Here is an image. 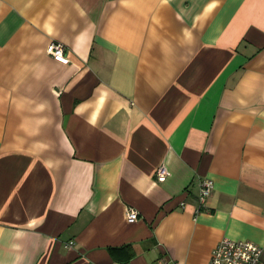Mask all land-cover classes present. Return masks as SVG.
Here are the masks:
<instances>
[{
    "label": "crops",
    "instance_id": "obj_1",
    "mask_svg": "<svg viewBox=\"0 0 264 264\" xmlns=\"http://www.w3.org/2000/svg\"><path fill=\"white\" fill-rule=\"evenodd\" d=\"M223 238L264 264V0H0V264H208Z\"/></svg>",
    "mask_w": 264,
    "mask_h": 264
},
{
    "label": "built area",
    "instance_id": "obj_2",
    "mask_svg": "<svg viewBox=\"0 0 264 264\" xmlns=\"http://www.w3.org/2000/svg\"><path fill=\"white\" fill-rule=\"evenodd\" d=\"M51 58L61 64L69 62L65 46L57 41H52L46 48ZM169 172L164 164L159 165L155 170V179L162 182ZM213 190L211 179L203 178L199 182L197 193V211L205 209V204ZM181 206L184 202L180 203ZM126 219L130 222L138 219L136 209L129 207L126 210ZM263 255V247L248 240L221 239L212 249L208 264H260ZM171 264H185L173 261Z\"/></svg>",
    "mask_w": 264,
    "mask_h": 264
}]
</instances>
